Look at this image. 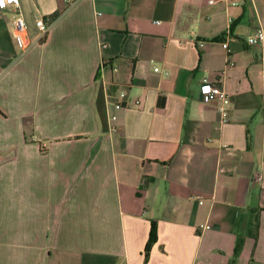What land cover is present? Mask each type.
Masks as SVG:
<instances>
[{"label": "crops", "instance_id": "1", "mask_svg": "<svg viewBox=\"0 0 264 264\" xmlns=\"http://www.w3.org/2000/svg\"><path fill=\"white\" fill-rule=\"evenodd\" d=\"M237 1L0 0V264H264V0Z\"/></svg>", "mask_w": 264, "mask_h": 264}, {"label": "built area", "instance_id": "2", "mask_svg": "<svg viewBox=\"0 0 264 264\" xmlns=\"http://www.w3.org/2000/svg\"><path fill=\"white\" fill-rule=\"evenodd\" d=\"M70 3L75 2L76 0H68ZM213 1V0H211ZM232 4L233 5H237L238 1L237 0H232ZM38 26H39V36L37 38V40H41L45 37L49 27H50V21H47L45 19H39L38 20ZM28 25L26 20L24 19V17L22 15H18L15 19V28H16V32L19 34L23 31H25L27 29ZM246 41L248 44L250 45H262L264 43V28L261 26H258L255 31L248 35L246 37ZM224 45L227 47V43L224 42ZM261 63H262V74H263V79H264V56L261 59ZM156 70H158V68H156ZM225 76V70H221L219 71V73L217 74V79L219 81H221L223 79V77ZM121 99H116L114 101V107L115 109H120L122 107H128L131 106V104H135V105H139L141 103V100L135 99L133 101H129L126 100V93L125 92H121L120 93ZM210 97L213 100H219L220 101V105L218 107L220 115H221V121L222 123H226L229 120V110L228 107L231 103L230 100V96L225 93V92H221V93H217L215 91H212L210 93ZM112 119L116 118L115 113H112L111 115ZM261 177H257V179H260ZM199 227L204 230V229H209L212 226L209 223H201L199 225Z\"/></svg>", "mask_w": 264, "mask_h": 264}, {"label": "trees", "instance_id": "3", "mask_svg": "<svg viewBox=\"0 0 264 264\" xmlns=\"http://www.w3.org/2000/svg\"><path fill=\"white\" fill-rule=\"evenodd\" d=\"M58 15H59V13L56 12V13H54L53 15H51V18L54 19V18H56ZM155 234H156V230H155V227H153V228H152V231H151V239H150L151 242H154V241H155Z\"/></svg>", "mask_w": 264, "mask_h": 264}]
</instances>
